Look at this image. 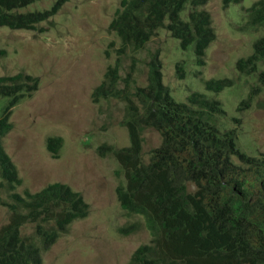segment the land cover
Here are the masks:
<instances>
[{
    "label": "trees",
    "instance_id": "obj_1",
    "mask_svg": "<svg viewBox=\"0 0 264 264\" xmlns=\"http://www.w3.org/2000/svg\"><path fill=\"white\" fill-rule=\"evenodd\" d=\"M34 1L0 0V26L43 32L41 23L68 0H54L43 10L20 11ZM241 1L222 0L223 9ZM207 2L120 0L107 29L120 39L119 52L141 50L165 29L203 66L216 37ZM245 12L246 20L238 29L264 30V0H255ZM252 48L235 62L239 76L256 75L257 81L238 110L249 107L264 85V33ZM6 53L0 48V56ZM182 63L175 64L178 77L184 76ZM161 68V60L154 57L147 82L135 85L133 70L121 76L116 61L91 93L93 102L114 97L124 103L121 123L129 144L103 143L97 151L117 160L123 178L115 189L117 201L127 215L141 216L150 233V240L123 264H264V152L250 155L240 149L236 127L219 123L226 115L219 99L194 90L184 101L175 99ZM201 81L206 90L218 93L235 79ZM38 85L37 76L23 72L0 76V97L7 99L0 113V188L8 198L0 197V204L9 210L8 221L0 226V264H43V252L90 210L82 194L63 182L34 192L17 190L23 180L3 138L12 127V108ZM146 129L160 136L147 160L142 154ZM45 146L52 158H58L62 137L48 136ZM26 224L33 227L28 235L21 231ZM136 228L130 223L118 231L127 234Z\"/></svg>",
    "mask_w": 264,
    "mask_h": 264
},
{
    "label": "rangeland",
    "instance_id": "obj_2",
    "mask_svg": "<svg viewBox=\"0 0 264 264\" xmlns=\"http://www.w3.org/2000/svg\"><path fill=\"white\" fill-rule=\"evenodd\" d=\"M120 0H68L50 19L41 23L43 32L0 26V76L23 72L37 76L39 85L30 96L12 108L11 129L3 146L16 165L23 183L17 190L38 191L52 182H63L79 191L90 205L89 213L74 220L67 232L43 252V264H123L150 233L141 216L127 215L120 207L115 189L123 180L117 160L100 154L97 147L129 144L121 123L124 103L118 98L93 102L91 93L109 65L119 63L120 75L133 70L135 85H144L150 61L162 62L163 81L172 95L184 101L190 91L219 99L226 111L219 123L234 126L241 150L250 155L264 152V85L252 104L237 109L256 75L239 76L235 62L252 52L253 42L264 33L238 29L246 20L245 9L255 0H242L223 9L222 0H208L216 32L206 50L205 64H197L192 50H182L178 41L162 29L138 51L119 52L120 39L108 31V23ZM54 0H36L20 11L43 10ZM177 61H183L184 76L178 77ZM233 78V85L215 93L206 90L201 79ZM0 97V113L6 103ZM240 119L239 122L233 118ZM48 136H61L58 158H52L45 143ZM142 154L160 143L153 129L143 133ZM0 197L7 192L0 188ZM9 210L0 204V226L8 221ZM136 223L130 233L119 227ZM33 227L26 224L23 234Z\"/></svg>",
    "mask_w": 264,
    "mask_h": 264
}]
</instances>
